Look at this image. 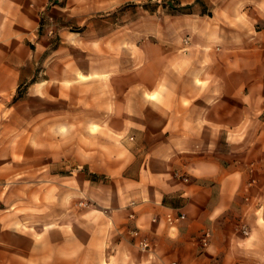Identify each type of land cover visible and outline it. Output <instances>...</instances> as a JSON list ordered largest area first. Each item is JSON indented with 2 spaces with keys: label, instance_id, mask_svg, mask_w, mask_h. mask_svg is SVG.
I'll list each match as a JSON object with an SVG mask.
<instances>
[{
  "label": "crops",
  "instance_id": "obj_1",
  "mask_svg": "<svg viewBox=\"0 0 264 264\" xmlns=\"http://www.w3.org/2000/svg\"><path fill=\"white\" fill-rule=\"evenodd\" d=\"M24 1L0 0V92L12 90L29 64ZM179 2L186 7L195 0ZM244 4L245 12L217 6L212 18L197 3L186 7L183 27L173 34L187 35L189 42L171 44L183 51L181 70L168 66L164 76L133 81L141 87L134 92L139 105L108 112L121 126L109 120L102 135L131 132L137 149L124 152L120 174L137 162L135 174L126 176L129 190L123 194L103 184L87 189L91 202H81L71 216V222H82L78 246L64 264H264V0ZM243 17L249 20L246 31L239 27ZM235 35H243L245 44L234 43ZM144 88L158 95L155 106L144 98ZM98 154H87L93 172L101 170L92 167ZM60 176L54 173V179ZM44 185L37 188L39 208L46 201ZM53 195H61L56 186ZM54 201L53 240L43 218V234L34 240L23 234L20 246L18 240L0 246L6 264H46L47 257L48 264H63L61 199ZM169 212L184 219L170 225ZM134 227L151 242L149 252L139 250L129 231ZM204 230L211 238L201 247L195 240Z\"/></svg>",
  "mask_w": 264,
  "mask_h": 264
},
{
  "label": "rangeland",
  "instance_id": "obj_2",
  "mask_svg": "<svg viewBox=\"0 0 264 264\" xmlns=\"http://www.w3.org/2000/svg\"><path fill=\"white\" fill-rule=\"evenodd\" d=\"M222 1L195 0L186 7L197 3L201 12L212 18L217 6L240 11L245 5V0ZM179 3L24 1L30 30L23 44L29 64L21 68V79L12 90L0 92V189L5 187V193H0V246L13 240H18L14 244L20 246L23 234L34 240L43 234V227L38 226L43 218L46 235L53 240L54 199L60 198L57 209L61 210L64 264L68 251L78 246L82 222H71V216L81 202L90 201L87 189L103 184L122 194L129 190L125 178L135 174L137 162L123 174L120 166L125 160L124 152L137 149L131 132L111 130L106 137L102 135L103 125L110 120L111 126L120 127L119 122L111 120L117 115L108 112L117 113L119 108L132 111L139 105L134 92L141 87L132 86L133 81L164 76L168 66L177 65L181 70L183 51L171 45L189 42L187 35L173 34V30L179 32L183 27L180 18L187 11ZM241 21V31L248 30V18ZM241 36L235 35L234 43L244 45ZM16 54L25 57L26 50ZM143 93L155 106L158 95H150L145 88ZM91 152H99L92 167L100 171L93 172L86 162ZM54 173L61 176L54 179ZM43 183L46 201L39 208L37 188ZM55 186L60 196L53 195ZM97 193L100 198L106 195L101 189ZM201 233L195 241L203 247ZM5 257V251L0 250V264H6ZM49 261L47 257L46 264Z\"/></svg>",
  "mask_w": 264,
  "mask_h": 264
},
{
  "label": "built area",
  "instance_id": "obj_3",
  "mask_svg": "<svg viewBox=\"0 0 264 264\" xmlns=\"http://www.w3.org/2000/svg\"><path fill=\"white\" fill-rule=\"evenodd\" d=\"M174 174L176 177L182 179L183 181H188V177L185 176L184 174L180 173L179 171H175ZM182 219H184V214H182V213L169 212L165 215V220L170 225H174L175 223L181 221ZM246 229H247L246 226L243 225L242 226L243 233H246ZM130 234L133 237L138 238L137 239V246H138L140 251L149 252L151 250V242L146 237L140 236V232H139L138 228H133L130 231ZM210 238H211L210 230L202 231L200 238H199L200 244L204 247L208 246ZM170 264H177V263L175 261H172V262H170Z\"/></svg>",
  "mask_w": 264,
  "mask_h": 264
}]
</instances>
